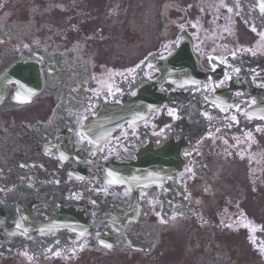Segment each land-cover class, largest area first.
<instances>
[{
    "label": "flooded vegetation",
    "instance_id": "1",
    "mask_svg": "<svg viewBox=\"0 0 264 264\" xmlns=\"http://www.w3.org/2000/svg\"><path fill=\"white\" fill-rule=\"evenodd\" d=\"M14 67L0 264H264L258 0H0Z\"/></svg>",
    "mask_w": 264,
    "mask_h": 264
},
{
    "label": "snow or ice",
    "instance_id": "2",
    "mask_svg": "<svg viewBox=\"0 0 264 264\" xmlns=\"http://www.w3.org/2000/svg\"><path fill=\"white\" fill-rule=\"evenodd\" d=\"M262 7H264V6H262ZM107 247H110V245H106Z\"/></svg>",
    "mask_w": 264,
    "mask_h": 264
}]
</instances>
